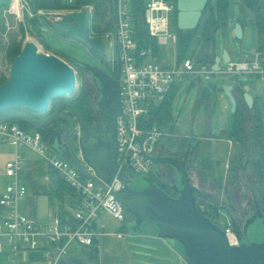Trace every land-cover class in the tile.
<instances>
[{"label":"water","instance_id":"water-1","mask_svg":"<svg viewBox=\"0 0 264 264\" xmlns=\"http://www.w3.org/2000/svg\"><path fill=\"white\" fill-rule=\"evenodd\" d=\"M29 1L35 11L33 0ZM208 1L177 0L178 28L196 29ZM11 3V0H0V7H7ZM233 14L237 20L233 35L240 40L244 36V28L238 20L241 16L239 4L234 5ZM36 20L38 23L31 31L35 33L34 35L42 37L46 43L53 35V31L40 17ZM55 24L87 42L96 53L100 55L106 53L102 37L91 35L90 11L87 7L80 12L65 14L63 19L56 21ZM72 45L61 42L59 47L54 49L61 52V57L66 59L64 61L54 50H49L51 54L39 53L35 43L25 44L11 65L8 81L0 84V114L13 109H26L45 115L50 109L51 100L58 99L55 102V110L44 119H37L27 112L5 114L0 116V124H26L36 130L52 129L53 132L47 140L51 151L105 190L106 184H111L119 173V177L124 178V188L112 194L115 203L120 204L124 213L131 216L125 230L132 236L144 235L164 240L172 249L173 264H264L262 196L258 197L256 194V199L259 198L258 204L262 207L245 213L246 223L243 231L239 226L235 228L237 223L234 220L238 245H231L226 232L199 209V198H205V193L195 184L193 176L197 167L202 166L195 155L197 145L203 139L196 141L192 146L194 129L190 130L189 143L183 159L161 154L146 155L154 165L165 164L173 168L172 195L154 183L150 174L137 172L144 176L145 182L141 187H133L130 182L133 171L124 167L119 172L117 119L123 114V106L122 63L118 44H116L118 71L115 76L109 74L99 64L91 65V55L85 59L70 55L68 47ZM232 59L230 49L224 48L223 53L215 57L212 70L220 72L223 64L229 63ZM73 66L85 68L100 84L97 114L101 123L93 125L68 99H62L72 96L76 91L77 79ZM245 90L243 95L245 103L248 107H253L255 99L249 94V87ZM223 91L231 99L233 112L236 111L237 90L233 85L226 83L223 85ZM66 109H70L73 114L70 115ZM60 120L64 121L65 125L54 130L53 124ZM192 120L194 116L192 117L191 111L178 118L180 135H188ZM226 122L227 117H222L220 129L225 127ZM78 124L83 133L80 139L83 157L86 163L94 168L95 174L86 169L79 157L76 137ZM194 127L195 124L192 122V128ZM205 148L206 145L203 146V151ZM214 173L219 174L217 168H214ZM207 179L213 181L212 174H207ZM61 260L68 264L96 263L89 261L85 256L70 252L64 254Z\"/></svg>","mask_w":264,"mask_h":264},{"label":"built area","instance_id":"built-area-1","mask_svg":"<svg viewBox=\"0 0 264 264\" xmlns=\"http://www.w3.org/2000/svg\"><path fill=\"white\" fill-rule=\"evenodd\" d=\"M11 1V5L7 7L22 24L26 12L32 19L36 20L40 17L43 21L55 23L62 20L65 14L80 12L87 7L90 11L91 35L102 37L106 51L108 48L112 50L113 60L117 55L116 44H118L122 63L123 106V114L117 119L119 172L124 167H128L135 173L151 174L154 164L146 158V155L158 154L161 147H166L162 143L169 135L168 132L160 130L152 115L153 108H157L165 100L174 86L191 78L201 79L203 74L216 73L212 70V66L191 58L180 60L176 57L173 63L167 65L161 62L159 54L152 47L141 48L135 38V0H101L99 7L93 4H81L78 0H54L61 7L35 8V11L29 0ZM97 9L98 13L106 15L105 20L106 18L108 20L106 27L98 23L97 17L92 18ZM143 10L150 35L157 40L160 48H173L177 56L178 37L173 29L175 4L170 0H144ZM112 19L115 20V25L111 22ZM107 27L112 29L107 30ZM24 29L26 31L25 26ZM24 36L19 30L18 42L22 44L21 47L27 42H33L37 45L39 53H45L44 44L39 40V36H29L25 43ZM47 51L46 54L52 53ZM219 73L255 74L264 80L262 55L259 53L255 59L248 57L242 60L232 59L221 67ZM76 134L79 157L86 169L95 174L94 168L86 163L82 154L80 139L83 133L79 124L76 127ZM0 141L10 143L17 148L29 147L40 155L72 188L74 201L72 216L69 215L65 219L56 215L48 225H40L22 214L20 204L26 198L28 188L22 179L24 160L17 152L14 159L6 164V175L10 182L0 198V206L5 211L0 218V249L7 245L14 255H18L21 251L29 252L54 247V244L65 239L62 247L54 248V264H57L61 261V257L69 252L72 244L91 247L98 236H103L96 229V223L102 212L107 211L120 220L125 218L123 208L115 203L112 194L124 188V178H120L119 173L111 184H106L105 190L52 152L41 132L36 130L30 132L17 124H0ZM221 214L225 220L223 229L230 244L238 245L237 234L232 229L228 214L222 212Z\"/></svg>","mask_w":264,"mask_h":264},{"label":"rangeland","instance_id":"rangeland-1","mask_svg":"<svg viewBox=\"0 0 264 264\" xmlns=\"http://www.w3.org/2000/svg\"><path fill=\"white\" fill-rule=\"evenodd\" d=\"M52 0H41V6L39 7H48L51 4ZM81 4H93L96 7H99L101 0H78ZM214 2V4H217V0H212ZM234 1V0H233ZM236 1H240V0H236ZM97 13H98V9L97 11L93 14L92 18L95 19L97 17ZM249 14V11H248ZM108 17V16H107ZM233 19V20H232ZM252 19V20H251ZM255 15H253L251 13V15H249V17L246 19L245 21V17L242 16L240 18V20H242V22H244L245 27H244V36L242 39H237L234 37L233 33L231 32V25H233L231 23L235 22L236 24V19L234 14L232 15L231 21H229V30L225 31L222 29H219L216 32V36H215V41H216V52L221 55L223 53V49L224 48H228L230 49V51L233 53V58L235 60H242L245 57L251 58V59H255L257 57V55L259 54V46H260V40H259V27L255 22ZM32 17L31 15L26 12L25 14V20L23 22V24L21 22H19L16 18V16L14 14H12V12L9 10L8 7H0V84L5 83L8 81L9 77H10V69H11V65L14 61V59L19 55H17L16 57H9L8 56V48L10 46L11 40L12 38H16V40L18 41V37H19V30L21 28V26H25L26 27V31L24 29V43L26 42L27 38L33 37L35 34L33 32H31V28L29 27L30 23L32 24ZM35 20V19H34ZM107 18L105 20V24L104 27H106L107 25ZM45 24L54 32L57 33L59 36L61 37H65L68 38L70 40H72L74 42V44L72 46L68 47V52L70 55H72L73 57H77V58H82L85 59L87 56L95 54L96 52L94 51V49L85 41L79 39L77 36L73 35L71 32H69L68 30H64L59 28L55 23L49 22V21H44ZM111 22L115 25V20L112 19ZM2 23V25H1ZM33 25V24H32ZM174 26V25H173ZM2 27H5L2 28ZM235 27V26H234ZM31 29V30H30ZM107 29V28H106ZM108 30V29H107ZM234 30V29H233ZM189 30H182V32H186ZM39 40H41L39 38ZM22 46V44H21ZM23 47H21L22 49ZM204 50H205V46L204 43L202 41H200L198 38H194L193 41L189 44L188 48L185 51V58H191L195 61H199L203 54H204ZM48 52L47 49L45 48V53ZM159 57L161 58V62H166V61H171V63H173L175 57L178 58L179 56H175L174 53V49L173 48H160V52H159ZM98 54V53H96ZM169 54V56H168ZM109 58V62L110 65L113 66L112 63H114L113 60V55H112V50L110 48H108L107 50V54H106ZM225 64H223L224 66ZM74 67V66H73ZM75 68V72H76V79H77V87H76V91L74 94H77L80 92V90L84 87V82H85V77L83 75V73L77 68ZM3 81V82H2ZM231 84L234 86V88L238 91H240L241 93H245V88L249 87V94L253 96V98H255V103L253 105V107H248L249 111H259V109L262 110V114L264 115V80L260 79V76H257L255 74L252 75H247V74H234V75H230V74H224V73H213V74H203L201 76V86L204 87H216L218 90L217 92H213L212 96H213V101L215 103V105H213V101L211 100V103L208 104L207 101H203V103L201 105H203V107H199L198 109L196 108L197 106V100L199 97V83L196 81H193V79H189L188 81H184L179 85H176L174 87H176V95L175 98L173 100V105H172V110H173V118L175 120V126L178 129V118H180L181 115H184L185 112L187 111H193L195 108V114L197 113V115L199 113H201L202 115H200L195 123V134H206V138L212 135H218L220 133V131L222 129H220L219 124H220V120L222 117H227V122L226 125L223 129L229 130L234 121L235 118L237 119H242V112L241 109L244 110V113H247V110L244 106V100L242 98H240V107L239 110L234 111L233 112V105L231 102V99L229 96H227L224 91H223V85L224 84ZM73 94V95H74ZM72 95V96H73ZM215 106V108H214ZM155 109V108H153ZM233 113H236L235 116H233ZM39 114V113H36ZM40 115V114H39ZM196 115V116H197ZM43 116V115H41ZM242 125L244 128H246V126L243 124ZM174 126V127H175ZM246 130V129H245ZM30 132H32L33 130H29ZM169 133V132H168ZM171 135V133H169V135H167L165 138L167 139V137H169ZM166 139L165 141L162 143L163 146L166 145ZM240 142V141H239ZM243 142V141H242ZM222 145V144H221ZM223 146V145H222ZM227 148L228 145L225 144V152H227ZM32 157L34 159H37V166L38 168H42L43 166L47 165L50 166L49 163H47L40 155L36 154V153H32L31 154ZM39 160V161H38ZM218 163V162H217ZM215 163H210V165L206 164V167L203 169L204 172L208 167H212V165H214ZM218 169V173L220 175V178L222 180H225V178L227 177L228 174V168L229 165H227L225 163V165L220 166L218 164H216ZM208 166V167H207ZM25 167V166H24ZM51 170L54 173L58 172L56 171V169L54 167L51 166ZM26 169V167H25ZM23 168V172L26 171ZM212 172V176H215L214 173V169L211 168ZM59 175V174H58ZM131 184L133 187H141L144 184V176L140 173H131ZM40 178V176H39ZM214 178V177H212ZM263 194V199H264V193ZM59 196H61L62 198H60ZM42 197V196H40ZM45 200V209L46 210H52V205H49V201L48 198H44ZM64 201V203H67L70 201V197H69V193H68V189L66 188V185L64 184L63 187L61 188L60 192L58 195H56L54 197V199L52 200V203H54V206H57L60 202ZM74 203V201H73ZM23 210V209H22ZM40 214L43 212L42 209L39 210ZM124 219L120 220L115 218L112 214H110L107 211H104L101 213L100 217L98 218V224H106V228L110 229L109 231L112 232H117L118 230H125L124 228L126 227L127 222L131 219V216L124 213ZM41 224H46V222L48 221L46 219V217H43L42 219H39ZM222 223L225 221L224 218H222ZM108 226V227H107ZM116 241V240H115ZM119 242V241H117ZM65 243V239L54 244V246L56 247H62ZM105 255H107L108 253H110V248L109 246H107V243L105 246ZM117 251L121 253L120 258L125 260L126 262L127 260V255L125 252H123V248L121 247H117ZM71 249V247L69 248ZM114 249H112L111 253L113 252ZM42 253V257H41V264H53L52 262H50L49 260V256L50 254L48 253V250H38ZM52 255V254H51ZM99 258H100V262L103 263V249L102 246L99 249ZM20 259V256L16 257V260L18 261ZM57 264H67L64 261H59Z\"/></svg>","mask_w":264,"mask_h":264},{"label":"flooded vegetation","instance_id":"flooded-vegetation-1","mask_svg":"<svg viewBox=\"0 0 264 264\" xmlns=\"http://www.w3.org/2000/svg\"><path fill=\"white\" fill-rule=\"evenodd\" d=\"M106 54L107 51L103 55L96 53L92 54L90 63L91 65H94V63L101 65L109 74L115 76L118 71L117 55L114 63H112L113 66H111L109 62L110 60ZM78 69L85 77L84 90L89 96L88 100L90 101L93 109L92 113L82 112V114L90 123L96 125L97 123H101L97 114V97L101 94V87L99 82L96 81L93 76L85 70V68L80 67ZM237 94V98L239 99L237 108L241 109L239 102L240 98L244 100L242 97L243 93L237 90ZM211 97L213 98V96ZM212 98L211 100L213 101ZM62 99H68L71 104L77 108L76 102L73 101V96ZM57 100L58 99L51 100L49 111L43 115L41 119L47 118L54 113L55 102ZM197 101L196 108L198 109L202 102H199V98ZM207 103L210 104L211 101H208ZM244 106L247 110V113H244V110L241 109V111H243L242 122L246 126L245 134L243 135L242 140L243 142H239L238 149L234 152V157L229 161L228 174L225 180H222L220 175L216 174L215 176H212L214 177L213 181H208L209 179H207V174L204 172V170H202V168L204 169L206 167V159L209 157V155L203 151V146L208 143V137L206 138V134H195L194 131L192 142V146H194L196 141L200 140L201 138L203 139H201L202 141H200V144L197 145L198 149L195 155V158L201 162L202 166L199 165L197 167L193 179L195 184L205 193V198L208 197V199L199 198V209L204 215L209 217L222 229L223 223L221 220L223 214H221V212L228 214L232 222V229L234 232H236L234 229V220L237 223L235 228L239 226L243 231L244 225L246 223L245 213L255 210L256 207H262L258 204L259 198L256 199V194L258 197L262 196L261 200L264 201L262 194L264 193V115L262 114L261 109H259L258 112L249 111L245 100ZM23 110L27 113H33L26 109ZM66 110V112H68L70 115L73 114L70 109ZM194 110L191 111V115L192 117L194 116V120H192V122L195 124V121L197 120V113L195 114ZM192 122L187 136L180 135L179 129H177L175 126L171 135L166 139V147H161L158 154L172 156L176 159H183L186 155V150L189 143L190 130H195V127L192 128ZM64 125L65 122L60 120L55 122L52 128L57 130ZM44 130L46 131L47 129ZM150 175L154 183L159 185L167 193L171 195L173 194V185L171 183L173 180L174 170L171 166L165 164L159 166L154 165Z\"/></svg>","mask_w":264,"mask_h":264},{"label":"crops","instance_id":"crops-1","mask_svg":"<svg viewBox=\"0 0 264 264\" xmlns=\"http://www.w3.org/2000/svg\"><path fill=\"white\" fill-rule=\"evenodd\" d=\"M232 15H233V10H231L229 21H231ZM231 23L233 24L231 25L232 28L231 32L233 33L235 22L231 21ZM217 55L219 54L217 53ZM170 62L171 61L169 60L163 63L168 65L170 64ZM196 80L200 85L199 87L200 88L199 96H200L201 88H203L204 86H201V79H195V78L193 79V81ZM213 92H217V90L216 91L213 90ZM200 107L202 108L203 105H201ZM200 115L202 114L199 113L196 116V119ZM219 136L220 135H216V134L209 136L208 143L205 144L206 148L204 152L207 155H209L208 159H206L207 165H210V163L212 164L215 163L214 165H212V167L207 166L208 168L207 171L205 172L206 174H211L212 172L211 168L218 169L216 164H218L219 167L225 165V163L229 165V161L234 157L233 156L234 152L237 151L238 149L239 141H236L234 139L221 138ZM225 144L228 145L227 152H225ZM17 152L22 155L24 160V166L26 167V169L25 167L24 169L26 171L23 172L22 179L28 188V194L20 204L21 213L27 215L31 220H33L34 222L40 225L43 224L39 223L40 222L39 219H42L43 217H46V219L48 220L44 225H48L52 223L56 215L60 216L61 218H66L69 215L72 216V207L74 203H73V195L69 191L68 193H69L70 201L67 203V205L66 203H64V201L60 202L57 206H54L55 204L52 203L54 197L58 195L61 190L60 186L63 184L62 182L63 180L57 173H54L51 170L52 169L51 166L45 165L42 168H38L36 167L37 159H34L31 155L34 152L32 149H30L29 147L17 148L11 145L10 143L1 142V141H0V198L6 186L10 182V179L6 175V164L7 162L14 159L15 154ZM46 197L48 198L49 205H52V210L50 211L45 209L44 198ZM59 197L62 198L61 196ZM40 209L43 210L41 214L39 212ZM4 213H5L4 209L0 206V218L4 215ZM105 226L106 224L99 225L97 221L96 229L98 232L102 233L103 236H98L95 239V243L93 246L82 247L77 244H72L70 246L71 249L69 250V252L72 254L85 256L89 261L94 262L95 260L94 254L97 253L99 256V249L102 246L103 263L100 262V258H99L98 259L99 261L95 264H173L172 249L164 240L153 238L150 236H144V235L132 236L128 234V231L122 229L118 230L117 232H112L109 231L110 229H107ZM119 234H121L122 236H119ZM106 243L107 246H109L110 248V253H108L107 255H105L106 251H105V247H103L106 245ZM117 247L123 248L124 250L123 252H125L127 255V260H128L127 262L120 258L121 253L117 251L118 249ZM54 248L55 246L46 248L48 250V253L50 254L49 260L53 264L55 257ZM112 249L114 250L111 253ZM17 256H20V259L18 261L16 260ZM41 257H42V253L38 250L29 251V252L21 251V253H18V255H14L7 245H4V247L0 249V264H41L42 263Z\"/></svg>","mask_w":264,"mask_h":264},{"label":"trees","instance_id":"trees-1","mask_svg":"<svg viewBox=\"0 0 264 264\" xmlns=\"http://www.w3.org/2000/svg\"><path fill=\"white\" fill-rule=\"evenodd\" d=\"M175 4V11L173 14V29L177 34L178 40H177V55L178 58L181 60L185 58V51L188 48L189 44L193 41V39L196 37L200 41L204 43L205 50L202 58L198 61L202 64H208L210 66L213 65L215 61V57L217 56L216 52V41L215 36L216 32L219 29H222L225 31L229 30V18L231 10H233V7L235 4H239L241 8V16L245 17L246 19L251 15H255V22L259 27V40H260V50L259 53L262 55L263 63H264V4L261 0H240V1H233V0H217V4L215 5L212 0L208 1V4L203 11V16L201 18L200 23L198 24L197 28L194 30H189L186 32H182L178 28L177 24V0H170ZM135 14H134V28H135V38L138 40L140 47H152L154 51L157 54H160V46L157 43V40L150 35L146 21L144 19V10H143V2L144 0H135ZM234 3V4H233ZM33 5L35 8H43L39 7L41 6V0H33ZM61 5L54 0L51 1V4L48 7L44 8H59ZM249 11V14H248ZM105 17L106 15L103 13L97 14V20L98 23L102 26H104L105 23ZM242 25L243 28L245 27L244 22L242 20L238 19ZM252 20V19H251ZM32 24L30 23L29 27L32 28L33 26L37 25V20H32ZM2 25V23H1ZM5 29V27H2ZM108 30H111L112 28L107 27ZM20 32L24 33V27L21 26ZM42 43L44 44V47L47 50H54L56 47L58 48L59 45L62 43L65 44H74V42L68 38L61 37L57 33L53 32V35L47 39V42L45 43L43 38L40 37ZM53 49H52V48ZM21 51V43L16 40V38H12L10 46L8 48V56L16 57ZM55 51V50H54ZM60 51V50H59ZM56 52V51H55ZM59 56H61V52H56ZM3 82V81H2ZM176 87H173L169 93L167 94L165 100L155 109L152 110V115L154 119L156 120V123L158 124L159 128L163 132H169L172 133L174 130V126L176 125L175 120L173 118V100L176 95ZM213 90H218L216 87H203L201 88V93L199 96V102L203 103V101H211V96L213 94ZM243 97V94H242ZM73 98L76 102V106L78 111L82 114V112L92 113L93 109L91 106L90 101L88 100L89 96L85 92L84 87L80 90L79 93L74 94ZM239 100V99H238ZM239 110V108H237ZM236 110V111H237ZM17 112H26L23 109H13L10 111H7L6 113L0 114V116L9 114V113H17ZM32 116H34L37 119H41L43 116L39 114H33L29 113ZM83 115V114H82ZM236 113H233V116H235ZM22 129H25L27 131L29 130H36L30 127L26 124H20L19 125ZM42 133V136L45 140H48L49 136L52 134V129H47L46 131L43 129L36 130ZM46 132V133H45ZM245 134V128L242 125V119L235 118V121L232 125V127L229 130L222 129L221 133L219 134L221 138H227V139H234L236 141L242 142L243 135ZM63 184L60 186V188L63 187V185H66V188L68 191L73 195L72 188L67 185L64 181H62ZM58 192V191H57ZM66 219V218H65ZM125 229V228H124ZM94 262H98L99 256L97 253L94 254ZM93 260V259H92Z\"/></svg>","mask_w":264,"mask_h":264},{"label":"bare ground","instance_id":"bare-ground-1","mask_svg":"<svg viewBox=\"0 0 264 264\" xmlns=\"http://www.w3.org/2000/svg\"><path fill=\"white\" fill-rule=\"evenodd\" d=\"M61 59H63L64 61H66V59L65 58H62L61 56H59Z\"/></svg>","mask_w":264,"mask_h":264}]
</instances>
